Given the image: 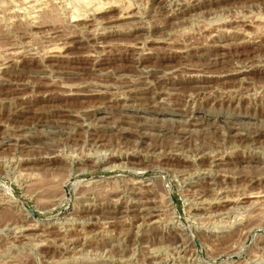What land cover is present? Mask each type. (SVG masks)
I'll list each match as a JSON object with an SVG mask.
<instances>
[{
	"label": "rangeland",
	"instance_id": "1",
	"mask_svg": "<svg viewBox=\"0 0 264 264\" xmlns=\"http://www.w3.org/2000/svg\"><path fill=\"white\" fill-rule=\"evenodd\" d=\"M0 264H264V0H0Z\"/></svg>",
	"mask_w": 264,
	"mask_h": 264
},
{
	"label": "water",
	"instance_id": "2",
	"mask_svg": "<svg viewBox=\"0 0 264 264\" xmlns=\"http://www.w3.org/2000/svg\"><path fill=\"white\" fill-rule=\"evenodd\" d=\"M170 197L173 198L172 195H170ZM23 207L25 208V210L27 211V213L29 214V216H30L32 219L37 220V221L42 220V219L38 218V217L35 215V213L33 212V210H32L29 206H27L26 204H24ZM42 221H45V220H42Z\"/></svg>",
	"mask_w": 264,
	"mask_h": 264
},
{
	"label": "bare ground",
	"instance_id": "3",
	"mask_svg": "<svg viewBox=\"0 0 264 264\" xmlns=\"http://www.w3.org/2000/svg\"><path fill=\"white\" fill-rule=\"evenodd\" d=\"M92 0H81V2H82V5L84 4V5H86V4H88L89 2H91ZM80 5V4H79ZM78 14V13H77ZM79 15V17H80V14H78ZM78 15H77V17H78ZM74 16H75V14H74ZM119 17V16H118ZM76 18V17H75ZM243 196V195H242ZM249 198H250V196H249ZM257 198V197H256ZM210 199V198H209ZM246 199V198H245ZM254 199V198H253ZM260 200V199H259ZM203 202V201H202ZM204 203V202H203ZM256 203V202H255ZM144 206H146V205H144ZM206 206V205H205ZM145 209L146 208H143L142 209V211H145ZM246 209V208H245ZM138 211H140V210H138ZM147 212V211H146ZM153 212V211H152ZM152 212H150L151 214H149V216L150 217H153V216H155V215H153V214H155V213H152ZM140 216V215H139ZM234 219V218H233ZM260 221V220H259ZM237 222V221H236ZM223 223V222H222ZM261 223V222H260ZM141 224V223H140ZM221 224V223H220ZM231 225V224H230ZM214 227V226H213ZM119 257V256H118Z\"/></svg>",
	"mask_w": 264,
	"mask_h": 264
}]
</instances>
